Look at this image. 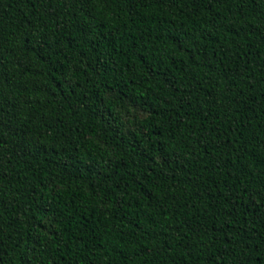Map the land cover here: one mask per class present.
<instances>
[{"label":"trees","instance_id":"16d2710c","mask_svg":"<svg viewBox=\"0 0 264 264\" xmlns=\"http://www.w3.org/2000/svg\"><path fill=\"white\" fill-rule=\"evenodd\" d=\"M0 264H264V0H0Z\"/></svg>","mask_w":264,"mask_h":264}]
</instances>
